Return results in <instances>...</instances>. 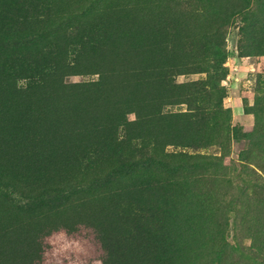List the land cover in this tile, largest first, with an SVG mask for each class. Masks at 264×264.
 Wrapping results in <instances>:
<instances>
[{
	"label": "trees",
	"instance_id": "16d2710c",
	"mask_svg": "<svg viewBox=\"0 0 264 264\" xmlns=\"http://www.w3.org/2000/svg\"><path fill=\"white\" fill-rule=\"evenodd\" d=\"M179 1L0 0V182L27 201L0 194V264H45L55 233L97 245L101 264H182L189 255L169 187L211 193L208 170L224 161L226 144L220 156L188 155L146 138L156 116L147 91L161 79L149 82L154 71L130 57ZM76 74L96 78L66 81ZM257 102L264 136L262 96ZM247 160L264 174V155ZM252 195L264 198V181ZM238 250L225 249L216 264H264Z\"/></svg>",
	"mask_w": 264,
	"mask_h": 264
},
{
	"label": "rangeland",
	"instance_id": "374dc122",
	"mask_svg": "<svg viewBox=\"0 0 264 264\" xmlns=\"http://www.w3.org/2000/svg\"><path fill=\"white\" fill-rule=\"evenodd\" d=\"M206 8L207 22L198 17ZM158 17L159 26L146 29L145 51L130 56L154 71L149 82L161 79L147 91L156 116L146 120L145 137L157 135L165 152L188 155L220 156L226 144L224 161L208 170L211 193L201 186L169 187L180 199L179 227L186 229L183 247L189 255L182 264H216L225 249L264 258V198L251 196L264 174L247 160L250 151L264 155V136L256 128L257 95L264 101V0H180ZM221 17L217 26L214 18ZM94 78L76 74L66 81ZM137 87L130 92L136 97ZM0 194L27 202L1 182ZM48 243L45 264H101L91 241L55 233Z\"/></svg>",
	"mask_w": 264,
	"mask_h": 264
}]
</instances>
